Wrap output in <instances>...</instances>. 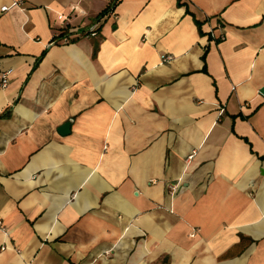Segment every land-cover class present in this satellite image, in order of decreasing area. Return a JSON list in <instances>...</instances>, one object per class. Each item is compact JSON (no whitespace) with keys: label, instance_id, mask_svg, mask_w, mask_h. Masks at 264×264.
<instances>
[{"label":"crops","instance_id":"1","mask_svg":"<svg viewBox=\"0 0 264 264\" xmlns=\"http://www.w3.org/2000/svg\"><path fill=\"white\" fill-rule=\"evenodd\" d=\"M106 4L0 12V264H264V0Z\"/></svg>","mask_w":264,"mask_h":264},{"label":"trees","instance_id":"2","mask_svg":"<svg viewBox=\"0 0 264 264\" xmlns=\"http://www.w3.org/2000/svg\"><path fill=\"white\" fill-rule=\"evenodd\" d=\"M117 2H118V0H107L106 7L97 16V21L100 20L101 18H103L107 13L113 11ZM96 33H97L96 28H94L92 30H84L81 33H77L75 35V37L73 36V38H72L69 36L70 34H68L66 32H62L57 36L56 42L61 41L64 38L67 39V41H65V42H69V41H73L74 38H78L81 36H94ZM97 47H98V44L96 43L93 47V53H95ZM44 53L45 52L43 51L42 54L40 55V57L43 56Z\"/></svg>","mask_w":264,"mask_h":264},{"label":"built area","instance_id":"3","mask_svg":"<svg viewBox=\"0 0 264 264\" xmlns=\"http://www.w3.org/2000/svg\"><path fill=\"white\" fill-rule=\"evenodd\" d=\"M24 0H10V3L9 4H4L0 7V12H5V11H8V10H11V9H18V8H21L22 7V4H23ZM95 27V26H94ZM94 27H92L91 29L89 30H92L94 29ZM223 36L220 37V39H222ZM61 41H67L66 38L62 39ZM8 74L9 72H4L2 74V79H1V86L5 87L7 85V82H8Z\"/></svg>","mask_w":264,"mask_h":264},{"label":"water","instance_id":"4","mask_svg":"<svg viewBox=\"0 0 264 264\" xmlns=\"http://www.w3.org/2000/svg\"><path fill=\"white\" fill-rule=\"evenodd\" d=\"M260 93L264 96V87L260 89ZM70 131V122L64 123L60 128H59V133L61 135L68 134Z\"/></svg>","mask_w":264,"mask_h":264}]
</instances>
